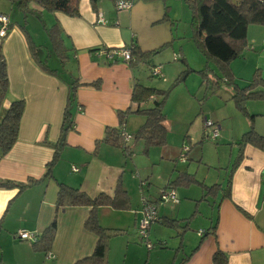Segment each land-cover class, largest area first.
<instances>
[{"label":"crops","instance_id":"1","mask_svg":"<svg viewBox=\"0 0 264 264\" xmlns=\"http://www.w3.org/2000/svg\"><path fill=\"white\" fill-rule=\"evenodd\" d=\"M159 1L132 0L128 10L116 14L114 0H97L95 7L89 0H79L78 16L41 11L37 4L29 3L31 11L40 13L39 20L32 13L25 17L11 2L0 0V13L9 17V31L0 41L8 76V90L2 106L6 109L14 100L23 102L17 139L9 151L0 156V179L24 183L29 179L36 180L21 190L0 187V263L74 264L92 253L97 236L84 226L91 208H56L59 184L62 183L78 188L90 197L100 193L114 197L113 204L96 209L102 227L122 230L121 234L108 240L107 264H212V255L216 250L225 254L226 264H264V182L261 179L264 174V148L251 143H237L250 128L264 136V97L246 100L245 112L236 107L239 116L235 130L233 126L232 129L227 126L225 120L216 124L226 135L222 138L236 146L232 162H229L231 159L228 161L230 168L224 184H207L205 180L197 179L189 164L185 168L173 166L163 182L158 183L155 180L157 176H154L157 161L168 163L172 154L174 161H178L177 153L167 152L166 142L159 145L160 153L156 157L150 152L156 146L150 147L146 153L151 159L146 168L150 175L132 161V155L126 156L121 147L107 143L96 146L106 127H119L118 111L137 106L131 101V93L134 80H140L136 76V68H131L120 57L111 58L106 53L95 52L103 48L117 49L132 42L144 50L166 43V40L156 41L160 31L154 30V27H160V30L166 20L162 19L165 11L167 13L166 5L158 4ZM99 14L104 23L98 21ZM29 16L40 21L45 36L34 24L30 25ZM125 17L129 21L128 28L120 24ZM53 22L59 23L63 42L70 49V61L64 68L77 75L80 83L87 84L79 85L75 90L71 107L72 128L67 132L65 143L59 148L58 157L51 167L52 176L43 178L54 153L52 144L59 139L69 90L68 72H47L32 49L34 46L37 53L41 51L45 37L48 39L43 25L47 27ZM167 27L170 29V26ZM141 28L150 30L147 39L139 37ZM172 48L175 53L174 44ZM179 50L183 51L182 46ZM262 53L264 25H249L246 47L237 57L240 59L237 64L243 65L249 74L260 69L264 76V63L260 61L264 56ZM49 56L48 53L46 59ZM237 59L230 63V67L235 84L243 87L252 76L246 73L237 75V67L233 65ZM153 68L165 71V67L153 64L150 72ZM93 82H98V86ZM230 89L232 98V86ZM256 90L264 91V85ZM154 99L156 96L150 97L140 107H146ZM127 116L121 126L126 132L127 118L131 120ZM138 122L137 129L144 121ZM162 124L167 133L165 119ZM183 138L178 146L181 151L186 145L185 139L188 140ZM182 173L194 175L197 182L192 185L200 187L202 197L196 199L191 196V183L179 184L174 187L176 202H158L159 190ZM201 184L218 186L206 193ZM227 188L229 195L225 196ZM117 189L122 194L115 198ZM143 199L155 203L158 216L148 229V237L152 241L150 248L137 236ZM198 201H204L208 207L204 214L198 213L204 216V222L195 220L201 207ZM193 202L195 209L191 213ZM166 203L170 206L166 207ZM53 219L55 233L47 252L36 250L30 240L16 235L22 229L40 234ZM191 224L196 228L192 233ZM200 230L202 234H199Z\"/></svg>","mask_w":264,"mask_h":264},{"label":"trees","instance_id":"2","mask_svg":"<svg viewBox=\"0 0 264 264\" xmlns=\"http://www.w3.org/2000/svg\"><path fill=\"white\" fill-rule=\"evenodd\" d=\"M25 17L29 13L35 14L40 20V13H34L28 7L29 3H35L41 11L46 12H62L68 16H78L79 0H8ZM93 7L96 6L97 0H89ZM190 10V27L192 26L195 41L200 51L207 59L216 63L218 69L224 77V81L233 88L232 99L236 107L245 112V102L248 99H257L264 97V91L256 90L257 87L264 85V76L260 69H256L249 83L243 87H238L234 82V76L230 67V63L237 57L241 56L246 47V34L249 25H264V3L259 0H185ZM167 10V6H165ZM40 11V12H41ZM162 19H167V13ZM43 29L49 39V44L52 53L59 61L61 69L50 67L47 59H39L37 57V47H32L34 56L42 67L50 73L62 74L68 72V97L63 111L61 129L59 139L53 143L54 153L51 160L47 163L46 171L43 178L51 177V167L58 157L59 148L65 143L67 132L72 128L73 122L71 117V107L74 101L75 90L80 83L78 76L72 71L64 68L70 61V49L63 42L62 29L58 22H53L50 26H44ZM166 43L161 44L157 48L144 50L139 45L132 42L128 46L131 47V59L127 62L131 68H136L139 65H146L152 69L151 62L152 54L156 53ZM68 70V71H67ZM92 83V82H91ZM93 85L98 86V82H93ZM8 90V76L4 57L0 50V156L5 155L12 147L17 139V126L19 118L23 110V102L14 100L8 108H3L2 103L6 97ZM157 96L159 99H154L150 107H140L142 103L150 97ZM161 97V98H160ZM167 97V92L149 87L140 83L137 79L133 82L131 101L137 106L127 108L123 111H118L120 121L119 127H106L103 136L96 141V146L99 143H107L121 147L126 156L132 155L131 146L129 143L123 145L119 131L125 122L127 115L137 113L144 116V122L132 134V139H141L144 147L143 151L147 153L150 147L163 145L167 139L166 129L162 122L165 119V114L162 111L163 102ZM239 145L251 143L260 148H264V136L258 134L253 128L244 132L237 142ZM36 180L29 179L27 182H15L9 179H0V187L14 188L19 190L34 183ZM193 174L182 173L168 182L164 187H172L179 184L196 183ZM203 190L209 193L210 190L216 188L218 184L205 186L201 184ZM119 189L116 191L115 198L122 194ZM229 195V188L225 191V196ZM114 203V197L100 193L95 197L88 196L85 192L78 188H73L65 184H59V190L56 197V208L61 206H88L91 208L90 214L86 219L84 226L92 231L97 236L92 253L77 260L74 264H107L108 240L112 236L122 233V230L102 227L98 222L96 209L99 206L111 205ZM158 217V216H157ZM55 220L40 233L36 235L34 240H31L33 248L38 251H49L50 244L55 233ZM2 264V263H0ZM212 264H226V256L220 250H216L212 255Z\"/></svg>","mask_w":264,"mask_h":264},{"label":"rangeland","instance_id":"3","mask_svg":"<svg viewBox=\"0 0 264 264\" xmlns=\"http://www.w3.org/2000/svg\"><path fill=\"white\" fill-rule=\"evenodd\" d=\"M160 3H165L169 16L160 30L158 29L160 27H154V30L160 31L157 34L158 38H156V41L162 42L166 40V44L152 54L151 62L157 67H165V71L152 74L150 72L151 69L146 65H139L135 69L140 83L167 92V97L162 107V111L166 115L165 124L167 127L165 148L167 152L177 153L178 161H174V154H172L173 156L170 157L168 163L161 160L159 162L158 160L157 164L154 165V176H157L155 180L161 183L173 166L185 168L189 164V169L191 172L196 173L197 179L205 180L207 184L213 182H222L224 184L226 173L230 168L229 162L231 163L233 160L236 146L231 141L222 138V136L226 137V135L222 133L221 129L217 128L216 124L225 120V123L227 126L230 125L231 129L232 126L234 130L236 128L239 115L235 111L236 106L233 99L230 98L231 85L224 81V77L221 75L222 73L216 63L207 59L198 48L192 26L190 27L191 15L186 1L161 0L158 4ZM115 12L116 14L118 13L116 10ZM28 22L31 26L34 24L39 32L44 34L41 23L37 18L29 16ZM128 22L127 17L120 20L121 26L126 28H128ZM167 26H170V29ZM149 34L150 30L147 28L139 29V37L144 36L145 38L143 39H147ZM44 41L45 45L37 55L45 59L49 53L48 65L60 70L59 61L52 53L46 37ZM172 44H174L175 53L173 52ZM180 46H182L183 51L179 50ZM175 54L178 56H175ZM238 60L240 59H237L233 64L234 66L236 65L235 68L237 67V75L246 73L249 77L252 76V72L249 74V70L245 71L243 65L237 64L240 62ZM260 61L264 63V56L260 58ZM156 99H159V97L156 96ZM152 104L153 100L145 106L150 107ZM128 116L131 120L127 118L126 130L134 133L139 125L137 122L141 121L142 123L144 116L137 113H131ZM215 117L217 120H215ZM206 121H212L215 124L205 128ZM214 128H217L216 138L210 136ZM227 132L228 128L226 129ZM183 137L188 138V140L185 139L184 143L189 147V151L186 153L188 160L184 162L179 159L180 155H178L181 152L178 146ZM129 145L132 150V161L138 163V167H142L145 173L150 175V171L146 168L151 164V159L143 151V141L141 139H132ZM154 148L156 149H151L150 152L153 157H156L160 153L158 151L159 146ZM231 148H233L232 156H230ZM229 159L231 160L229 161ZM202 194L203 192L198 185L191 184L192 197L199 199ZM198 202L201 203V207L199 208L200 212L195 215V220L196 222H204V216L199 214H204L208 207L204 201ZM193 205L191 213L195 209V202H193ZM165 206L169 207L170 205L166 203ZM190 228L191 233L192 230H196L193 224H191ZM150 242L152 243L151 240ZM142 246L146 249L144 245Z\"/></svg>","mask_w":264,"mask_h":264},{"label":"built area","instance_id":"4","mask_svg":"<svg viewBox=\"0 0 264 264\" xmlns=\"http://www.w3.org/2000/svg\"><path fill=\"white\" fill-rule=\"evenodd\" d=\"M260 2L264 3V0H259ZM132 5V0H114V6L115 9L119 11L128 10ZM97 19L99 22L104 23L105 20L101 17L99 14L97 16ZM9 31V17L6 14L0 13V41L2 38H4ZM95 53H106L109 57L118 56L120 57L125 63H127L131 59V47L130 46H123L117 49H100L96 51ZM159 69L153 68L152 74H158ZM213 123L211 121H206L204 127H208L212 125ZM217 128L213 129L212 135H210L212 138L216 137L217 135ZM119 135L121 137V140L123 142V145L127 144L129 140L132 138V135L125 131V129L122 127L119 131ZM188 151V147L186 145L183 146L182 151L180 153L179 159L184 162L186 158V153ZM262 182H264V174H262ZM175 189L172 187H162L159 190L158 194V202L165 203L168 201L176 202V196H175ZM140 218L138 220L137 225V236L138 240L145 244L147 248H150L152 246V243L150 242L148 238V229L150 225L157 220V211L155 203L146 201L145 199L142 200V207L140 210ZM203 231L200 230L199 234H202ZM17 237L20 239H26V240H34L36 238V234L28 232L26 230H18Z\"/></svg>","mask_w":264,"mask_h":264}]
</instances>
